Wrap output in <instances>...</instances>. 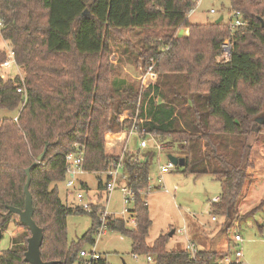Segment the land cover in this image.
Listing matches in <instances>:
<instances>
[{"label": "trees", "instance_id": "trees-1", "mask_svg": "<svg viewBox=\"0 0 264 264\" xmlns=\"http://www.w3.org/2000/svg\"><path fill=\"white\" fill-rule=\"evenodd\" d=\"M195 6L196 0H0L1 34L16 52L26 88L22 105L20 77L5 79L0 73V113L19 109L18 122L0 118V238L16 224L0 264H30L25 252L31 232L9 211L25 206L28 168L34 219L44 231L43 260L81 261L83 242H95L99 214L61 199L57 183L67 177L65 155L76 143L84 144V168L109 169L119 156L108 152L107 135L132 127L133 119H118L127 111L137 116L140 134L145 129L164 145L180 143L185 165L177 168L209 173L221 182L220 200L211 202L215 213L227 215L235 206L255 168L253 149L264 147V121L257 122L264 119V0H231V9L242 11L248 23L234 34L223 20L191 22L188 12ZM157 27L165 29L164 35L139 50L144 68L150 58L157 60V81L142 89L120 79L110 60L114 33L157 32L152 30ZM183 27L190 29L189 36L174 37ZM228 38L234 43L224 60L222 45ZM167 44L169 49L162 50ZM5 58L0 49V64ZM137 153L130 149L124 157L127 184L137 192L131 209L137 225L131 228L123 218L111 217L108 228L130 237L133 253L152 255L154 264H218L232 255L233 250H199L193 258L187 249L170 250L167 234L147 242L152 221L147 195L140 191L150 187L155 153ZM98 185L104 188L101 178ZM78 213H89L92 226L69 243L67 219ZM95 264L106 262L101 258Z\"/></svg>", "mask_w": 264, "mask_h": 264}, {"label": "rangeland", "instance_id": "rangeland-1", "mask_svg": "<svg viewBox=\"0 0 264 264\" xmlns=\"http://www.w3.org/2000/svg\"><path fill=\"white\" fill-rule=\"evenodd\" d=\"M212 8H215L217 12H210ZM230 11L231 0H203L189 17V20L194 23H207L215 22L223 16V21L228 22ZM152 30L157 32H151L149 29L143 33L130 30L114 33L111 53L114 62L111 61V63L117 67L116 71L120 79L142 85L140 77L145 68L142 57H139V50L144 43L149 41L155 43V37H161L164 35L162 30L165 31L160 27ZM181 30H183L182 37L189 36L190 29L183 27L177 30L174 37H180ZM148 34H152L154 39L151 37L152 39L146 40L145 37ZM5 48V42L0 34V49ZM0 73L5 75V79H10L14 77L16 69L15 67H10L8 70H1L0 68ZM21 73L24 75L23 68H21ZM18 112L19 109L2 110L0 118L14 117ZM123 133L125 131H115L107 135L108 152L115 154L111 151L116 147L118 149L123 144L125 137ZM135 139L137 138L133 135L130 138V143L135 142ZM135 146L138 145L135 144ZM255 149L258 155L262 157L264 147L255 146ZM181 151L180 143L171 140L166 142L159 156L155 151L150 170V188L147 190V201L152 221L147 242L152 244L159 235L167 234L170 236L168 248L173 251L186 249L188 242H195L199 248L202 244L219 249V252H226L223 248L227 246L229 250L232 248L233 251L238 248L235 244L234 234L240 233L243 237V243L240 245L243 251L242 260L248 264H264V204L258 211L246 215L264 201L263 157L255 165L256 172H250L251 176L235 206L229 210L227 215H223L215 213L213 206H211L212 199L220 197L222 192L221 182L212 174H186L176 166L171 172L161 175L160 168L169 161V154L177 156ZM142 153L143 150L141 149L138 150L137 154L141 156ZM99 178L104 182L106 181L104 174L85 172L77 177L75 186L70 188L67 186V176L65 180L57 183L59 195L65 204L73 207H81L80 204L93 202V207L100 211L103 205H107L110 213L128 220L130 217L128 208L132 207L133 203L125 204L123 202L120 188H116L110 194L109 202H106L102 192L95 196L100 191L98 187ZM160 185L164 187H160ZM78 192H82L84 196L81 200L77 198ZM125 208L127 212L122 213ZM213 216L218 220H212ZM15 221H19V217H16ZM67 223V237L70 243L77 241L89 231L92 226V219L89 213L71 214L68 216ZM128 226L134 227L132 220ZM15 228L16 224L13 222L3 232L0 238V252L11 246V238L15 236ZM93 238L96 242L84 241L83 249L88 252L97 251L109 264H154V262L149 263L146 260V255L138 254L137 258L134 257L132 239L119 231L107 229L106 233L100 236L98 233H94ZM200 239L209 241V244L198 241ZM225 242L227 243L226 247H224ZM80 260L74 264H85L83 259Z\"/></svg>", "mask_w": 264, "mask_h": 264}, {"label": "built area", "instance_id": "built-area-1", "mask_svg": "<svg viewBox=\"0 0 264 264\" xmlns=\"http://www.w3.org/2000/svg\"><path fill=\"white\" fill-rule=\"evenodd\" d=\"M202 1L203 0H196V6L190 9V11L188 12V17H190L195 12L197 6H199ZM210 12L216 13L217 10L215 8H212L210 10ZM228 23L230 26L231 34L236 33V31H238L239 29H242V27H244L248 24L246 19L243 16L242 11L233 10V9H231V11H230V19L228 20ZM3 27H4L3 19L0 17V34H1ZM1 36H2V34H1ZM2 38H3V36H2ZM3 40L5 42L6 48L2 49V50L5 51L6 58L0 64V68H1V70L2 69L8 70L10 67H15L16 73H15L14 77L18 75L20 77V79L22 80V83H23V86H19L17 90L19 93H25V101L22 104V105H24L26 102V90H25L26 88L24 86L25 76L22 75V73H21L22 67L17 62L15 50L11 46L10 42L5 40L4 38H3ZM233 43L234 42L231 38H228L223 42L222 46L224 48V53L220 57L221 59H224V60L229 59ZM167 49H169L168 44L165 47H163L162 50L165 51ZM156 63H157V60L154 57L150 58L149 66L144 69V71L140 77V79L142 81V85H141L142 89H146V88L153 86L154 83L157 81L158 73H157L156 68H155ZM1 75H2V73H1ZM2 77L5 78V75H2ZM18 114L13 117L14 121H16V122H18V118H19ZM127 118L133 119L134 124L132 125V127L129 130H126L124 133L125 137L123 140V144L121 145V149H120L119 153H117V155L119 156L118 161L113 163V165L109 169L98 172V174L106 175V181L104 182V188L102 189V192L105 195L106 202L110 201V194L116 188H120V191L122 193L123 202L125 204L131 202V203H133V206H134V201H135L137 192L127 184L128 175H127L125 168H124L125 154L127 153L128 150H130V147H129L130 146V138L133 135H135L140 140V145H139L140 149H147V147L150 145V143H152V145L154 147V151H156L158 156L161 154L165 145L154 134L147 132L145 129H143V131H142V134L145 136H142V134L139 133L138 129L136 128V122L138 120L137 116H134V115L132 116L130 113L128 114L127 112L125 114H122L121 116H119V120L121 122H123ZM85 150H86V147L84 144L76 143L74 145V149L65 155V160H66V165H67V176H68L67 186L70 188L75 186L76 179L79 175H82L85 172H89L84 168ZM137 158L140 159V157H137ZM175 167H176V165L169 160L165 165L161 166L160 173H161V175L169 173ZM160 187H164V186L160 185ZM147 190L140 191V194L147 195ZM83 197L84 196H83L82 192L77 193L78 199L81 200ZM147 200H148V198L146 199V201ZM219 200H220V197H214L212 199V201H215V202H218ZM147 203H148V201H147ZM79 206H81V208H83L84 210H86L88 212H91L94 209L97 210V213L99 214V222H100V225H99L98 230H97V233L99 236L101 234H105L106 230L109 229L108 228V221H109L108 219L111 217L112 218L116 217L114 214H112L108 211L107 205H103V207L101 208L100 211L97 208L93 207V202L80 204ZM133 206L128 208V212L130 213L129 219L128 220H126L124 218L123 219L127 222V224L130 222V220H132V222L134 223V227H136V225H137L136 220L134 217H131V209L133 208ZM126 212H127V209L125 208L122 213H126ZM213 220H217V218L215 216H213ZM179 232H181V231L179 230ZM234 240H235V244L238 246V248L233 251L232 255H227L223 259L218 260L216 263H218V264H248L242 260L243 251H242V248L240 246L243 243L242 235L240 233H235L234 234ZM186 249L189 251L190 256L193 258L196 256L197 252L199 251L197 249V247L191 242H188ZM80 256L83 259L85 264H95V262H97L99 259L104 258L100 253H98L95 250L88 252L85 249H82L80 251ZM134 257L137 258L138 254H134ZM146 260L149 263L154 262V258L152 255H147ZM105 262H106V264H109L106 261V259H105Z\"/></svg>", "mask_w": 264, "mask_h": 264}, {"label": "water", "instance_id": "water-1", "mask_svg": "<svg viewBox=\"0 0 264 264\" xmlns=\"http://www.w3.org/2000/svg\"><path fill=\"white\" fill-rule=\"evenodd\" d=\"M223 20V16L216 20V22H221ZM183 30L180 31L179 36L182 37ZM264 119L262 117L257 118V122L262 123ZM47 149H45L37 158L36 163L40 162L43 157L46 155ZM169 160L173 162L176 166L183 167L185 165V158L177 157L173 154H169ZM30 168L26 170L28 174V180L25 184V206L24 208H19L15 206H10L9 211L15 213L19 216L20 222L25 224L30 232L31 235L28 238V249L25 252V261L29 262L30 264H57V261H45L42 258L41 247L44 240V231L43 229L36 223L34 219V204H33V195L30 190L31 185V173ZM173 234V233H172ZM1 235V231H0ZM126 264V263H125Z\"/></svg>", "mask_w": 264, "mask_h": 264}, {"label": "crops", "instance_id": "crops-1", "mask_svg": "<svg viewBox=\"0 0 264 264\" xmlns=\"http://www.w3.org/2000/svg\"><path fill=\"white\" fill-rule=\"evenodd\" d=\"M2 50V49H1ZM112 55V54H111ZM110 55V60L111 61H113V59H112V56ZM114 62V61H113ZM115 63H117L116 61H115ZM128 114L130 113V111H128L127 112ZM124 134V133H123ZM125 136V135H124ZM120 137H122V135H120ZM137 138V137H136ZM135 142H133L132 144L130 143V149L131 150H139L140 149V140L137 138V139H135L134 140ZM135 144H137L138 146L136 147L135 146ZM121 146V145H120ZM118 147V149L120 150V148L121 147ZM117 149V147L115 148V149H113L111 152H113V153H115V154H117V153H119V151H117L118 150ZM143 151H151V152H153V153H155V151H154V147H153V145H149L148 147H147V149H142ZM143 154V153H142ZM142 156V155H141ZM140 156V157H141ZM176 156V155H175ZM180 156V154L179 155H177V157H179ZM253 157H254V160H255V165H257V163H259L260 161H261V159H262V157H263V159H264V154H263V156L262 157H260L259 155H258V153H257V151H256V149L254 148L253 149ZM263 164H264V162H263ZM250 172H256V169H251V171ZM98 187H99V185H98ZM100 189V188H99ZM102 192V189H100V191L95 195V196H97L99 193H101ZM103 193V192H102ZM147 198H148V192H147ZM62 199V198H61ZM213 220V219H212ZM218 220V219H217ZM217 220H214V221H217ZM198 241H201L202 243H208L209 244V241H206V240H198ZM188 244V243H187ZM193 244L197 247V249L198 250H213V251H217V252H219L218 250L219 249H216V248H214V247H211V246H208V245H202L201 244V246H200V248L198 247V245L195 243V242H193ZM227 246V243L225 242L224 243V247H226ZM224 250H229L228 249V246L226 247V248H223ZM231 250H233L232 248H230Z\"/></svg>", "mask_w": 264, "mask_h": 264}]
</instances>
